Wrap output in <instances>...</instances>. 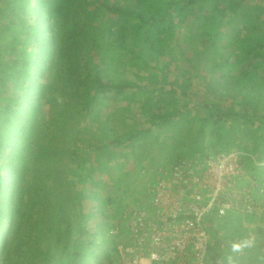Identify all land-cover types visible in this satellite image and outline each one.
Segmentation results:
<instances>
[{
  "label": "rangeland",
  "instance_id": "1",
  "mask_svg": "<svg viewBox=\"0 0 264 264\" xmlns=\"http://www.w3.org/2000/svg\"><path fill=\"white\" fill-rule=\"evenodd\" d=\"M16 1L0 0V9L4 10L6 6L18 9ZM248 3L262 11L260 19L263 20L264 0ZM89 9H93V5L79 3V12L76 17L73 15L79 28L83 29L85 24L88 28L98 27L102 13L91 20ZM25 13L31 17L30 9ZM196 16L191 12L187 18ZM136 23L135 17L124 22L123 38L118 42L120 47L107 39L102 40L105 43H100L99 39L93 42L89 31L86 40L80 41L77 33H72L75 36L70 35L67 40L72 42L73 37L80 41L77 62L81 78L97 65L105 80L112 84L132 85L131 88L116 95L111 91L94 100L88 87L83 90L80 86L77 92L70 93L63 75L66 70L55 72L51 83L46 84L48 80H43L46 97L40 101L33 122V145L28 160L34 159L37 145L50 139L54 144L65 139L67 155L51 152L44 165L48 169L45 177L38 176L39 168L33 167L31 162L29 171L19 181L20 187H24L21 207L13 220L4 225V229L8 227L10 231L9 241L14 252L3 264H105L111 257L108 229L118 223L125 209L146 202L145 190L159 169H168L177 159L195 154L228 150L242 151L255 158L264 154V126L258 120L252 122L241 116V113L250 114L251 111H256V117L262 116L264 101L255 108L253 104L245 107L241 94L246 90L239 93L238 86L233 88L237 79H242L234 73L250 67L248 61H237L241 48L226 44L233 32H237L238 25L222 29L225 33L221 37L226 45L224 48L217 45L216 52L223 70L217 69L212 76L222 87L212 93L211 88L204 86L203 77L208 71L206 57L210 53L202 54L201 45L196 44L197 23L190 30L187 27L179 30L178 24L170 30L163 28L162 44L156 45L152 52L147 45L137 42ZM191 34H195L196 41L188 37ZM96 44L97 47H92ZM6 49L0 46V56L7 52ZM258 62L259 59L255 60V65ZM164 76V91H167L168 83L176 82L181 88L180 82L189 78L190 94L179 96V89L176 94L168 93L163 97L165 118L173 117L176 112L183 115L156 126L159 121L151 117L144 106L161 91L156 90L155 83ZM135 85H148L150 89L137 90ZM230 86L233 88L230 92L235 95L236 115L213 124V108L201 107L199 102L229 107L233 102V98L227 96ZM248 93L253 92L248 90ZM55 106L65 115L59 116V127L55 122L49 123L55 114ZM59 130L62 135L58 134ZM72 151L76 153L74 157L70 155ZM243 157L250 160V163L244 162L249 174L264 180V176L254 171L249 155L243 154ZM4 178V185H7L11 175L6 173ZM6 195H10L9 190ZM15 195L19 196V192ZM207 226L214 264H264V217L252 219L228 214L211 218Z\"/></svg>",
  "mask_w": 264,
  "mask_h": 264
},
{
  "label": "trees",
  "instance_id": "2",
  "mask_svg": "<svg viewBox=\"0 0 264 264\" xmlns=\"http://www.w3.org/2000/svg\"><path fill=\"white\" fill-rule=\"evenodd\" d=\"M250 1L17 0L18 9L14 6H6L4 10L0 9V46L9 49H6L7 52L0 56V264L8 261L14 252L9 241L10 231H8V227L4 229V225L5 222L13 220L14 214L18 213L21 207V194L24 187H20L19 181H22L23 176L29 171L31 162L34 164L33 167L39 168L38 176L44 175L45 177V172L48 169L44 165L48 163V155L51 152L61 156L67 155L65 139L57 144H54L50 139L46 143L37 145L34 159L28 160L30 146L33 145L31 144L34 132L33 122L37 118L41 106L40 101L46 97V84L51 83V77L55 72L66 70L67 72L63 75L66 76L65 80L69 84L70 93L77 92L80 86L83 90L88 87L94 100H98L99 95L101 98L105 97L111 91L115 95L121 94L124 89H129L132 86L110 83L105 80L102 70L97 65L87 71L83 78L80 77L77 47L81 39L86 40L87 32L89 31L93 42L99 39L100 43H105L102 40L107 39L112 40L117 47H120L118 42H121L123 38L124 22L135 17L137 19L136 29L139 31L137 42L147 45V48L152 52L156 45L163 41L160 35L165 31L164 29L170 30L174 24H178L179 30H186V27L190 30L197 23V26L195 25L198 32L197 41L195 34L188 37L192 41H196V44L201 45L202 54L210 53L206 57L209 60V65L207 74L203 75L206 84L204 86L211 88L212 93H216L222 85L212 76L217 69L223 70L219 63L216 46L225 47V42L221 37L225 31L222 29L237 24V32H233L230 42L226 41V44H235L241 48L242 51L237 61L239 63L248 61L250 67L234 73L235 76H241L245 81L242 79L236 81L233 78L236 81L233 88L238 86L239 93L246 90V93L241 94V100L245 102V107L253 104L255 108L260 101H264V19H260L262 11L249 4ZM81 2L86 6L93 5V9H89L91 20H94L98 13H102L98 27L88 28L85 24L82 29L77 26L73 15L76 17L78 14ZM29 9L32 12L31 17H27L25 13ZM191 12H195L197 16L188 19L187 16H190ZM172 13L175 16H171ZM124 19L126 20L124 21ZM91 20L90 22H92ZM66 26L67 29H65ZM72 33H77L80 41L71 37L72 42H67L70 35L75 36ZM97 46L98 44L92 47ZM176 46H178V42ZM64 47L67 49L65 50ZM14 51L17 53H13ZM257 59H259L258 65H255ZM162 72L164 73L163 68ZM43 80H48V82L45 84ZM165 84L166 76L155 83L156 90L161 91L154 95L155 97L148 105L144 106L148 110V114L159 121L156 126L170 123L183 115L181 112H176L173 117L165 118L163 97L168 93L176 94L179 89V96L187 97L190 94L188 90L189 78L180 82L181 88L176 82H170L167 91H164ZM231 87L227 89V96H231L233 102L227 108L213 107L205 101L199 102L201 107L209 110L213 108V124L236 115L234 111L235 95L230 92L233 89ZM135 88L137 90L150 89L148 85H135ZM248 90L253 93H248ZM192 94L195 95V93ZM251 97L256 99L252 100ZM61 114L64 115L59 107L55 106V114L53 113L49 123L55 122L57 125ZM241 116L252 119V122L258 120L264 126V114L256 117V111H251L250 114L241 113ZM58 134L62 135L63 133L59 130ZM132 136L127 138L131 139ZM75 154L72 151L70 155L74 157ZM6 173L11 175V178L7 179L8 184L4 185ZM15 185L18 187L15 188ZM8 190L10 191L9 196L6 195ZM17 192H19V196L15 195Z\"/></svg>",
  "mask_w": 264,
  "mask_h": 264
},
{
  "label": "built area",
  "instance_id": "3",
  "mask_svg": "<svg viewBox=\"0 0 264 264\" xmlns=\"http://www.w3.org/2000/svg\"><path fill=\"white\" fill-rule=\"evenodd\" d=\"M145 193L143 205L108 229L105 264H214L208 220L264 217V180L249 174L239 151L181 157L159 169Z\"/></svg>",
  "mask_w": 264,
  "mask_h": 264
},
{
  "label": "crops",
  "instance_id": "4",
  "mask_svg": "<svg viewBox=\"0 0 264 264\" xmlns=\"http://www.w3.org/2000/svg\"><path fill=\"white\" fill-rule=\"evenodd\" d=\"M262 148H263L262 153H264V142L262 143ZM241 153L244 154V155L245 154L249 155V158L251 159V164H252L251 166L254 167V171L257 174H259L261 176H264V154L258 155L259 157L255 158V156H252V155H250L248 153H245V152H242V151H241ZM246 159L247 158L243 157L244 162H246V164H247L248 160L246 161ZM248 163H250V160L248 161Z\"/></svg>",
  "mask_w": 264,
  "mask_h": 264
}]
</instances>
